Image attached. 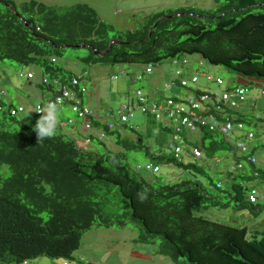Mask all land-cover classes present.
I'll use <instances>...</instances> for the list:
<instances>
[{
    "label": "trees",
    "instance_id": "trees-1",
    "mask_svg": "<svg viewBox=\"0 0 264 264\" xmlns=\"http://www.w3.org/2000/svg\"><path fill=\"white\" fill-rule=\"evenodd\" d=\"M260 1L215 0L216 13L192 8L159 11L144 16L138 26L122 30L101 20L85 2L61 7L39 0H0V62L39 67L42 79L38 86L51 91V97L54 87L62 85L75 90L79 97L83 95L89 72L86 67L79 72L67 66L70 60L85 66L145 65L198 53L235 74L264 79V0ZM170 14L176 15L166 17ZM61 58H66L65 64L58 61ZM74 78L76 84L72 83ZM5 96L0 93L1 264H20L41 255L73 259L86 231L128 224L139 228L135 243L157 244L160 253L174 261L183 257L185 264H264V232L196 213L208 206L264 208V198L254 203L247 198L252 188L264 196V169L249 159L261 144L251 143L258 137L256 131L249 129L254 135L246 140L249 149L237 152L227 138L226 145L214 139L206 145V137L219 133L201 130L202 147H192L208 155L216 148L233 154V168L227 171L228 187L210 181L218 192L210 193L194 179L145 180L129 165L125 154L112 151L102 137L88 134L91 147L83 148L58 123L53 137L38 142L28 119L20 111L11 113V108L19 106ZM230 111L243 127H256L264 121L255 114ZM146 116L148 121H155L153 116ZM95 120L91 117L93 125L98 126L100 122ZM126 122L125 131L135 134L136 141L122 138L118 130L106 126L103 136L116 133L117 145L144 152L147 162L169 163L202 173L193 163H184L167 150L171 129L160 123L149 128L147 136L154 137L157 144L151 148L146 136ZM182 135L184 141L185 133ZM138 194L146 198L141 200Z\"/></svg>",
    "mask_w": 264,
    "mask_h": 264
},
{
    "label": "rangeland",
    "instance_id": "rangeland-1",
    "mask_svg": "<svg viewBox=\"0 0 264 264\" xmlns=\"http://www.w3.org/2000/svg\"><path fill=\"white\" fill-rule=\"evenodd\" d=\"M22 1V0H16ZM47 4L57 6H69L77 2H85L93 7L99 16V18L105 22L114 24L117 28L125 30L127 28H134L139 25V22L143 20L144 16L150 15L155 12H168L178 8H192L194 10L203 12L210 10L211 13H216L217 3L215 0H39ZM258 2H263L257 0ZM261 4V3H260ZM184 57L188 60L186 65H175L170 63V59L162 61L159 68L152 69L149 73H143L140 79H137L141 75L142 64L139 63H94L85 66L78 61L70 60V64L67 66L73 68L76 71H81L84 67L90 73V76L84 81L86 89L83 92V100L85 106H89L93 113L98 114L101 117V124L93 126L95 130L93 133L101 134L103 127L108 122H115V129L122 138H129L136 141L137 136L130 132L125 131L124 122H120L118 119L119 108L122 105H128L133 108V103L136 102L135 92L139 88L141 94L146 97V102L150 103L157 101L149 99L147 96L150 89L156 88L161 91L162 102L166 103L170 97L186 95V90L179 86V81L175 72L177 69L183 70L185 76L189 80V86L191 88H197L200 90H216L223 91L227 86L236 85L240 80L234 79L235 77L241 78L243 81L250 78L235 74L232 71L226 69L220 65H213L204 59L198 53H185ZM66 58H61L58 61L60 63H66ZM70 59V58H68ZM193 67V69H189ZM19 73H22L20 75ZM32 73L33 77L27 79V74ZM160 73V74H158ZM157 74V75H155ZM192 75L197 77V81L192 84L190 78ZM207 75H210L212 79H208ZM0 84L6 91V100H12L15 105H22L24 112H20L21 116L26 117L33 126L39 115L34 116L35 107L37 103L41 102V94L49 95L48 91L41 89L38 83L42 79V72L36 65H29L19 67L12 61L0 62ZM151 83L148 81L151 77ZM160 76V77H158ZM216 78L222 80V84H218ZM153 79V80H152ZM158 79V80H157ZM252 80V79H251ZM246 82L244 87L246 92L243 100L238 101V110L248 111L252 114H259L264 118V93L262 86L264 79H253V81ZM230 84V85H229ZM177 88L178 91L172 94V89ZM163 88V89H162ZM146 94V95H145ZM176 94V95H175ZM35 100H38L36 102ZM68 106V105H67ZM65 104L57 105L58 115L57 123L61 128L66 131L76 127L79 129L80 122L76 118V114L72 111L71 107H67ZM79 118V117H78ZM83 120L82 118H79ZM65 122V124H63ZM69 122L71 126H69ZM67 123V124H66ZM150 125V127L147 125ZM156 121H148L147 116L140 110V105L131 111V116H128L127 125L136 127L143 135L145 140L150 144L151 148H155L157 144L153 143L154 137L147 136V129H151L152 126L157 124ZM261 126V125H260ZM257 125L248 126L244 125L241 130H237L235 127L233 132L228 134L229 141L235 143L237 135H244L246 130H254L258 134V137L252 140V144H260L255 157L258 160L264 159V134L261 133V127ZM87 131L85 126H82ZM77 129L73 130L76 135ZM114 129V130H115ZM100 132V133H99ZM185 140L180 143L182 151L180 158L184 163H193L201 172L193 171V169L179 168L173 164L161 163L159 164V171L153 173L151 171L140 168L134 170L141 177L148 181L159 182L160 177L163 181L175 182L184 179L196 180L204 184L210 193H218L217 190L211 186L210 181L218 182L223 188L228 187L229 181L224 175L223 170L220 168L221 160L224 152L221 149L216 148L214 153L208 155L203 149V155L201 157H194L191 153L193 145L202 147L201 137L203 132L196 130L194 132L185 131ZM214 135V134H213ZM164 136V134H163ZM224 141L225 137L221 134L210 135L206 137L203 143L209 144L210 140ZM102 140L112 151H120L125 154L126 161L129 165L135 169V165H144L148 161L145 153L142 151H136L127 149L121 145H117L116 133L104 134ZM156 143V142H155ZM226 145V142H223ZM98 149H102L99 144L92 143ZM84 148V145L81 144ZM86 147V146H85ZM163 150L165 147L163 146ZM223 164V162H222ZM261 190L264 192V187L261 186ZM224 204H228V199L221 198ZM264 204V201H261ZM262 216L264 218V208L261 209ZM248 212L247 208L236 209L233 206L220 207V206H208L202 207L198 214L207 218L217 221H225L233 224L240 223L238 218L239 214ZM264 227V226H263ZM139 232V228L131 224L125 227L112 225L110 227L99 226L93 227L86 231L81 238L80 246L73 252V259H66L63 257L53 258L46 255L30 260L31 264H185V259L180 257L178 261H174L171 257L161 254L160 256L152 255L151 245L146 246L149 250V254H145L142 251H137L141 256L152 255L153 261L145 259L143 257L137 258L132 256V252L138 248H142L140 243H132L130 239L136 238ZM139 244V245H137ZM146 250V249H145ZM1 264V263H0ZM17 264V263H11Z\"/></svg>",
    "mask_w": 264,
    "mask_h": 264
},
{
    "label": "built area",
    "instance_id": "built-area-1",
    "mask_svg": "<svg viewBox=\"0 0 264 264\" xmlns=\"http://www.w3.org/2000/svg\"><path fill=\"white\" fill-rule=\"evenodd\" d=\"M53 60V59H52ZM188 60L184 57H173L170 59V63L175 65H186ZM160 63H148L145 64L143 73H149L152 69L159 68ZM84 76L87 72H83ZM175 75L178 78L179 86L188 88V93L185 96L178 95L170 97L163 103L162 101L146 102V97L141 94V90L137 89L135 92L136 102L132 107L128 105H122L119 108L118 119L120 122H126L128 116H131V111L140 105L142 113L152 115L157 121L164 126L171 129L169 138L166 142V148L169 152L173 153L176 157H180L182 147L180 143L183 141L182 135L185 131L194 132L196 130L206 129L208 131H216L228 139V134L233 132L235 127L237 130L243 128L241 122H236L235 117L230 113V110L235 109L238 106V101L243 100L246 88L244 86H236L228 88L223 91L197 89L189 90V80L184 74L183 70L177 69ZM142 76V75H141ZM139 75L138 79L141 77ZM32 74L28 73L27 78H31ZM208 79H212L210 75H207ZM1 81V76H0ZM45 81V80H44ZM197 81V77L192 75L190 83L194 84ZM218 84H222L220 78H216ZM73 84L77 83V79L72 80ZM83 91V88L81 89ZM0 93L5 94L4 88L0 85ZM264 93V90L262 91ZM47 103H55L56 105L68 104L77 117L82 118L86 129L91 130V117H93V111L82 104L78 99V94L75 90L69 88L67 85H62L54 90V95L44 102L37 103V107H42ZM22 112L23 107L19 106L17 109L11 108V113ZM36 112V111H35ZM38 113V112H36ZM40 114V113H39ZM115 122L106 123L107 129H114ZM245 140H236L232 144L233 149L237 152H246L249 146L246 140H250L254 137L252 131H245ZM191 153L194 157H201L203 152L196 147L191 148ZM251 163L257 164L255 156H251ZM240 166V165H239ZM136 169L143 168L145 170L157 173L159 171V165L152 162H146L144 165H136ZM257 176V171L253 173ZM250 202H256L264 198L263 194L256 188H252L247 195ZM22 264H29L28 260L22 261Z\"/></svg>",
    "mask_w": 264,
    "mask_h": 264
},
{
    "label": "crops",
    "instance_id": "crops-1",
    "mask_svg": "<svg viewBox=\"0 0 264 264\" xmlns=\"http://www.w3.org/2000/svg\"><path fill=\"white\" fill-rule=\"evenodd\" d=\"M141 22V21H140ZM184 57V56H183ZM143 69V68H142ZM189 69H193V67H191V68H189ZM88 71V70H87ZM89 72V71H88ZM158 74H160V73H158ZM155 75H157V74H155ZM90 76V73L88 74V77ZM153 76H151V77H149L150 79L148 80V81H150V84L152 85V83H151V78H152ZM158 77H160V76H158ZM234 79H238V80H240L239 81V83H236V85H231V86H227V88H233V87H236V86H245L244 84L246 83V82H249L251 79V81H253V79L254 78H250L249 80H245V81H243L241 78H239V77H235ZM153 80V79H152ZM158 80V79H157ZM158 84V83H157ZM156 84V88H154V89H150L149 90V92H148V98L149 99H154V100H161L162 99V95H161V90L160 89H158V85ZM230 85V84H229ZM153 86V85H152ZM163 89V88H162ZM171 89H172V94H174V92H176V91H178V89L177 88H173V87H171ZM262 89H264V84H263V86H262ZM49 93V95L47 96V95H45V94H41L40 96H41V101H43V100H46V99H48L49 97H51V95H52V92L50 91V92H48ZM81 99L83 100V95L82 96H80V101H81ZM36 102H38V100H35ZM18 106H22V105H18ZM65 106H67V105H65ZM68 107V106H67ZM23 111H25V110H23ZM235 111H237V112H239V113H242V114H252V113H250V112H248V111H244V110H238L237 108L235 109ZM253 116H254V114H252ZM258 116V118H261V119H263L264 120V118H262V117H260V115L259 114H255V116ZM76 116V115H75ZM76 118H77V120L80 122V128L79 129H77L76 127H72L71 125H69V126H71L72 127V129H70V130H66L65 132L66 133H68V134H70V135H72V137H74L75 139H76V142H77V144L81 147V144L82 145H84V148H89V147H91V145L88 143V141H87V136H88V134H90L91 132H88V131H86V130H84V128L82 127L83 126V124H82V120H80L77 116H76ZM95 121H97V122H100V124H101V117L98 115V114H96L95 113ZM63 124H65V122L63 123ZM67 124V123H66ZM257 125H261L260 127L262 128L261 130H264V121H260V122H258V124ZM61 126H63L62 125V123H61ZM77 129V133H76V135L74 134V132H73V130H76ZM148 130V129H147ZM93 131H95L94 129H93ZM201 131V130H200ZM148 132V131H147ZM238 138H240V135H237V139ZM153 143L155 144V139L153 140ZM220 143V142H219ZM86 146V147H85ZM221 147H223L224 148V145L221 143ZM232 156H233V154L230 152V153H224L223 154V158H222V160H221V166L222 167H220L222 170H223V172H224V175L227 177V171L228 170H230L231 168H233V162L231 161L232 159ZM222 162H223V164H222ZM257 164H258V167H260V168H262V169H264V159H262V160H258L257 161ZM248 209V212H244V214L243 213H241V214H239V218H238V220H239V222L240 223H238V225H246L249 229H250V231L251 230H258L259 232H264V218H261V216H262V211L260 210V211H258V210H252V209H250V208H247ZM251 233V232H250ZM134 238H132V239H130V242H132V243H134V244H136L134 241ZM81 243V242H80ZM140 244H142V243H140ZM137 245H139V244H137ZM149 245H151V251H152V255L154 254L155 256H160L161 255V253H160V250H159V246L157 245V244H142L141 246H142V248H138L136 251H134V252H132L133 254H131L132 256H136L137 258H141V257H143V258H145V259H148V260H150V261H153V256L151 255H147V256H141L139 253H137V251H142L143 253H145V254H149V250L146 248V246H149ZM146 249V250H145Z\"/></svg>",
    "mask_w": 264,
    "mask_h": 264
},
{
    "label": "clouds",
    "instance_id": "clouds-1",
    "mask_svg": "<svg viewBox=\"0 0 264 264\" xmlns=\"http://www.w3.org/2000/svg\"><path fill=\"white\" fill-rule=\"evenodd\" d=\"M144 66L145 65H142V68L144 69ZM143 69H142V71H141V75H143ZM86 70H84L83 72H85ZM87 72V71H86ZM20 75H22V73H19ZM32 74V73H31ZM140 75V76H141ZM32 77H33V74H32ZM31 77V78H32ZM27 79H30V78H27ZM138 79V78H137ZM45 80V78H43V80L42 81H44ZM2 86V85H1ZM58 86H55L54 87V90H55V88H57ZM183 88V87H182ZM139 89V88H138ZM185 90H186V92L188 93V88L186 89V88H184ZM195 88H191L190 86H189V90H194ZM226 89H228V88H226ZM5 90V89H4ZM195 91V90H194ZM5 94H6V91H5ZM146 95V94H145ZM176 95V94H175ZM180 95V94H179ZM78 99H79V101H80V97H79V95H78ZM157 101H162V99L161 100H157ZM82 104H84L82 101H80ZM65 105H68V104H65ZM69 106V105H68ZM23 107V106H22ZM70 107V106H69ZM89 107V106H88ZM90 108V107H89ZM91 109V108H90ZM236 109V108H235ZM235 109H233V110H235ZM92 110V109H91ZM35 111L36 112H38V113H40V115L38 116V118L36 119V122H35V124L32 126L33 127V130L35 131V133H36V137H37V141L38 142H40V141H43L45 138H51V137H53L54 135H55V131H56V125H57V115H58V109H57V105L55 104V103H47L46 105H44V106H42V107H37L36 109H35ZM231 112V111H230ZM143 114H145V113H143ZM232 114V113H231ZM145 115H150V114H145ZM233 116H234V114H232ZM150 116H152V115H150ZM93 117L95 118V113L93 114ZM235 117V116H234ZM256 117H258L257 115H256ZM154 118V117H153ZM155 119V118H154ZM90 121H91V119H90ZM155 121H157L156 119H155ZM158 123H160L159 121H157ZM69 124L71 125V123L69 122ZM82 124H83V126H84V121L82 120ZM160 124H162V123H160ZM91 125H92V128H91V130H88L87 129V131L88 132H91V134H93V135H95V136H99V137H103V131L101 132V134H95V133H93L94 131H93V126H95V125H93V122L91 121ZM163 125V124H162ZM104 126H106V124L104 125ZM164 126V125H163ZM164 127H166V126H164ZM107 128V127H106ZM167 128H169V127H167ZM115 129V128H114ZM170 129V128H169ZM108 130H110V129H108ZM113 130V129H112ZM247 131V130H246ZM100 133V132H99ZM169 134H170V132H169ZM220 134V133H219ZM223 136V135H222ZM240 136H244V135H240ZM168 138H169V135H168ZM228 139H229V137H228ZM242 140V138L240 137V138H238L237 140ZM168 140V139H167ZM87 141H88V139H87ZM233 144V143H232ZM180 158V157H179ZM146 163V162H145ZM136 165H139V164H136ZM135 165V166H136ZM139 195V198L141 199V200H143V199H145L146 197L143 195V194H138ZM26 260H28V259H26ZM24 261V260H23ZM28 262H29V264H31L30 263V260H28ZM20 264H22V262L20 263Z\"/></svg>",
    "mask_w": 264,
    "mask_h": 264
},
{
    "label": "water",
    "instance_id": "water-1",
    "mask_svg": "<svg viewBox=\"0 0 264 264\" xmlns=\"http://www.w3.org/2000/svg\"><path fill=\"white\" fill-rule=\"evenodd\" d=\"M262 4V3H261ZM174 15H176V14H170V15H168V16H166V17H172V16H174ZM160 21V19L159 20H157L155 23H154V26L158 23ZM26 25L27 26H29V23L28 22H26ZM152 28H153V26H152ZM152 28H150L149 29V33H151V31H152ZM112 43V42H111ZM111 43L109 44V46H108V48L107 49H109L110 48V46H111ZM79 47H86V45H81V46H79ZM95 53H97V51L95 52ZM100 53V52H99Z\"/></svg>",
    "mask_w": 264,
    "mask_h": 264
},
{
    "label": "bare ground",
    "instance_id": "bare-ground-1",
    "mask_svg": "<svg viewBox=\"0 0 264 264\" xmlns=\"http://www.w3.org/2000/svg\"><path fill=\"white\" fill-rule=\"evenodd\" d=\"M181 57H183V56H181ZM184 58H186V57H184ZM187 59V58H186ZM188 63V62H187Z\"/></svg>",
    "mask_w": 264,
    "mask_h": 264
}]
</instances>
